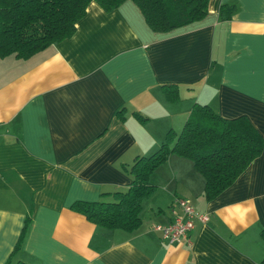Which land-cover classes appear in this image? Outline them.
Returning <instances> with one entry per match:
<instances>
[{"label": "crops", "instance_id": "1", "mask_svg": "<svg viewBox=\"0 0 264 264\" xmlns=\"http://www.w3.org/2000/svg\"><path fill=\"white\" fill-rule=\"evenodd\" d=\"M230 1L237 9L221 20L219 6ZM168 82L176 100L163 94ZM194 101L224 117L245 114L264 138V0H209L201 19L163 32L131 0L109 10L89 1L69 36L24 58L1 56L0 264L8 255L27 264H257L264 146L210 200L191 160L170 154L149 174L155 189L129 231L69 208L123 190L122 165L154 150L168 128L180 130ZM179 196L207 214L190 243H168L152 228L181 213Z\"/></svg>", "mask_w": 264, "mask_h": 264}, {"label": "trees", "instance_id": "2", "mask_svg": "<svg viewBox=\"0 0 264 264\" xmlns=\"http://www.w3.org/2000/svg\"><path fill=\"white\" fill-rule=\"evenodd\" d=\"M89 1L109 10L122 0H0V57L10 54L24 58L69 36ZM131 1L150 30L163 32L201 19L207 13L209 0ZM236 9L235 2H223L218 17L229 19ZM161 88L167 100L179 97L175 83H163ZM131 113L138 121L146 119L138 111ZM117 114L122 117L121 112ZM263 146L262 134L245 114L224 117L209 104L194 101L180 130L168 128L154 150L135 154L127 166L122 165L129 174V182L123 190L111 191L110 199L75 200L69 208L99 226L129 231L140 223L138 212L142 198L155 189L156 185L148 179L149 174L170 154L191 160L204 180L203 197L210 200L236 179L261 153ZM28 219L25 215L12 248L14 251ZM260 236L264 242V229L260 230ZM1 264L27 263L11 260L8 255ZM257 264H264V253Z\"/></svg>", "mask_w": 264, "mask_h": 264}, {"label": "built area", "instance_id": "3", "mask_svg": "<svg viewBox=\"0 0 264 264\" xmlns=\"http://www.w3.org/2000/svg\"><path fill=\"white\" fill-rule=\"evenodd\" d=\"M174 201L181 208V213L175 215L168 222L153 224L152 228L168 243L182 241L190 243L189 235L195 221H206L207 214L196 210L184 197H175Z\"/></svg>", "mask_w": 264, "mask_h": 264}]
</instances>
